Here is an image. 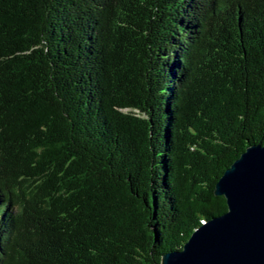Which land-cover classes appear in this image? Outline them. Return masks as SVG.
<instances>
[{
  "label": "trees",
  "instance_id": "1",
  "mask_svg": "<svg viewBox=\"0 0 264 264\" xmlns=\"http://www.w3.org/2000/svg\"><path fill=\"white\" fill-rule=\"evenodd\" d=\"M264 144V0H0V264H159Z\"/></svg>",
  "mask_w": 264,
  "mask_h": 264
},
{
  "label": "water",
  "instance_id": "2",
  "mask_svg": "<svg viewBox=\"0 0 264 264\" xmlns=\"http://www.w3.org/2000/svg\"><path fill=\"white\" fill-rule=\"evenodd\" d=\"M227 210L203 221L159 264H264V144L250 145L214 187Z\"/></svg>",
  "mask_w": 264,
  "mask_h": 264
}]
</instances>
